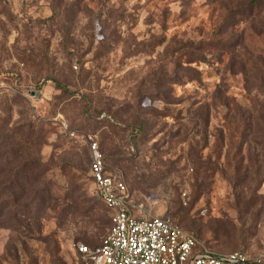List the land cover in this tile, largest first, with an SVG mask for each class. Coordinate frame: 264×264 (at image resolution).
I'll use <instances>...</instances> for the list:
<instances>
[{
  "label": "rangeland",
  "instance_id": "1",
  "mask_svg": "<svg viewBox=\"0 0 264 264\" xmlns=\"http://www.w3.org/2000/svg\"><path fill=\"white\" fill-rule=\"evenodd\" d=\"M249 2L0 0V264H85L77 244L106 236L88 137L137 215L216 252L264 249V0Z\"/></svg>",
  "mask_w": 264,
  "mask_h": 264
},
{
  "label": "built area",
  "instance_id": "2",
  "mask_svg": "<svg viewBox=\"0 0 264 264\" xmlns=\"http://www.w3.org/2000/svg\"><path fill=\"white\" fill-rule=\"evenodd\" d=\"M5 90L0 81V94ZM88 145L89 174L110 209L111 225L99 244H77L85 264H264V251L214 254L198 249L194 233L169 216L137 215L123 180L106 170L97 141L88 137Z\"/></svg>",
  "mask_w": 264,
  "mask_h": 264
},
{
  "label": "trees",
  "instance_id": "3",
  "mask_svg": "<svg viewBox=\"0 0 264 264\" xmlns=\"http://www.w3.org/2000/svg\"><path fill=\"white\" fill-rule=\"evenodd\" d=\"M253 2H255L256 0H252ZM249 3H251V0H250V2ZM56 84H57V86L58 87H61V88H66L65 86H63V85H61L59 82H56ZM100 147V146H99ZM101 149V148H100ZM103 153V152H102ZM103 157H104V162H105V156H104V154H103ZM89 165H90V153H89ZM105 168H106V170L112 175V176H114V177H117L115 174H113L109 169H108V167H107V164H106V162H105ZM89 176H90V178H91V175L89 174ZM118 178H120V177H118ZM121 179V178H120ZM91 180H92V178H91ZM122 180V179H121ZM93 182V181H92ZM124 182V181H123ZM94 183V182H93ZM95 185V184H94ZM127 188V187H126ZM128 191V190H127ZM128 193H129V191H128ZM130 195V194H129ZM101 199V198H100ZM101 201H102V199H101ZM103 202V201H102ZM104 203V202H103ZM105 204V203H104ZM107 207V206H106ZM173 220V219H172ZM174 221V220H173ZM175 223H177L176 221H174ZM178 225H180L179 223H177ZM181 226V225H180ZM181 227H183V226H181ZM184 228V227H183ZM185 229H187V228H185ZM187 230H189V231H191V232H193L194 233V231H192V230H190V229H187ZM194 235H195V237L197 238V240H198V237H197V234H195L194 233ZM101 241H99L98 243H95V244H92V245H90V246H94V245H97V244H99ZM197 248L198 249H200V250H204L203 249V246H201L200 244H198L197 245ZM205 248V247H204ZM207 249V248H206ZM207 250H209V249H207ZM235 250H240V251H246L245 249H234V250H229V251H222V252H216V251H213V250H209L211 253H214V254H225V253H228V252H231V251H235Z\"/></svg>",
  "mask_w": 264,
  "mask_h": 264
},
{
  "label": "crops",
  "instance_id": "4",
  "mask_svg": "<svg viewBox=\"0 0 264 264\" xmlns=\"http://www.w3.org/2000/svg\"><path fill=\"white\" fill-rule=\"evenodd\" d=\"M260 251H264V249L263 250H260ZM260 251H257V252H260ZM257 252H255V253H257Z\"/></svg>",
  "mask_w": 264,
  "mask_h": 264
}]
</instances>
